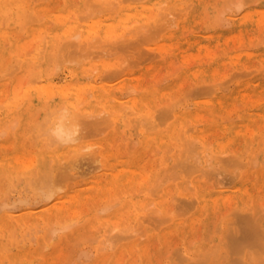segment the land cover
<instances>
[{
  "label": "bare ground",
  "instance_id": "1",
  "mask_svg": "<svg viewBox=\"0 0 264 264\" xmlns=\"http://www.w3.org/2000/svg\"><path fill=\"white\" fill-rule=\"evenodd\" d=\"M210 3L0 0V189L34 196L1 200L0 264H264V78L211 81L251 58L264 77V36L248 39L264 0L231 1L207 33ZM201 79L213 97L191 101ZM65 105L79 144L46 135Z\"/></svg>",
  "mask_w": 264,
  "mask_h": 264
},
{
  "label": "rangeland",
  "instance_id": "2",
  "mask_svg": "<svg viewBox=\"0 0 264 264\" xmlns=\"http://www.w3.org/2000/svg\"><path fill=\"white\" fill-rule=\"evenodd\" d=\"M228 1H233V0H228ZM227 0H211V3H210V5L207 7V9H206V11H207V15H206V17L204 18V22H203V28H204V30H208V27H211V25L212 24H214L215 23V19H216V17L218 16V10H220L221 8H223L224 6H226L227 4H229L230 2H228ZM227 2V3H226ZM222 5V6H221ZM249 4H246L244 7H247ZM216 6H218V7H216ZM216 7V8H215ZM227 15H229V13L227 14ZM226 15V16H227ZM214 22V23H213ZM205 23V24H204ZM204 32H207V33H212V32H214V31H212L210 28H209V30L208 31H204ZM251 36V38H248V39H250L251 41H258L259 40V38H262L263 36H264V34H262V35H260L258 38L257 37H255V33L254 32H250V34H249V37ZM252 36H253V38H252ZM262 36V37H261ZM150 40H153V39H150ZM250 41V42H251ZM256 41V42H257ZM151 42H153V41H149V40H147L145 43H146V45H150L151 44ZM249 42V43H250ZM145 43H144V46H145ZM144 46H142V48L144 49V48H146V47H144ZM256 48V47H255ZM224 51V49L222 48V46H221V44L218 42V44L217 45H215L214 46V49H211V52H213V54H221L222 52ZM208 52H210V51H208ZM207 56H208V53H205L204 55H201L200 54V56L199 57H193L194 59H192V61H193V64H192V66H194V67H197V61L198 62H201V59H199V58H202V59H208L207 58ZM177 60V61H176ZM250 61H251V63L249 64V65H247V64H244V65H242V66H240V67H231L228 71V73H226L229 77H228V79L226 80V78H227V76H226V78H225V76L223 77V76H221L220 78H217V79H215V80H211V81H214V82H216L217 80V82H219V83H223V81H224V83L223 84H218V85H220V86H222V87H224L225 88V93H227V94H231L232 92H234L235 90H236V88H237V83H238V81L239 80H245V81H252V80H255V79H262V78H264L263 76H262V73H261V62L259 61V59H257V58H251L250 59ZM149 62H151V60L150 59H148V60H146L145 62H143V64H147V63H149ZM159 62H160V60H159ZM160 63H163V62H160ZM173 63H175L176 64V67L177 66H179V65H181V60L179 59V58H175L174 60H173ZM178 63V64H177ZM175 64H174V66H175ZM142 65V64H141ZM255 68H257L256 69V71H254V67ZM252 67V68H251ZM161 72H160V76H164V75H167V71H166V69H167V67H165V66H161ZM245 69L247 70V71H245ZM250 69H252L250 72H249V70ZM232 70V71H231ZM236 70V71H235ZM231 72H233V73H231ZM240 72V73H239ZM247 72V73H246ZM237 73H239V74H237ZM253 73V74H252ZM234 74V75H233ZM248 74V75H247ZM251 74V75H250ZM235 75H236V77L238 76V75H240L239 77H238V79L237 78H234L235 77ZM244 75V76H243ZM264 75V74H263ZM233 76V77H232ZM231 77V79H232V82H230L231 80L229 79ZM225 78V79H224ZM121 79V77H115V78H108L107 80H109V81H112V82H117V81H119ZM223 79V80H222ZM219 80H221V81H219ZM226 80V81H225ZM230 80V81H229ZM235 80V81H234ZM211 81L210 80H205V79H201V80H198V81H192L191 82V84L193 85H191V88H192V90H195V91H197L198 90V88H201V87H204V86H207V85H209V83L211 84ZM227 81H229V82H227ZM171 81H168L167 83H170ZM202 82V83H201ZM209 82V83H208ZM225 82L227 83V85L225 84ZM207 83V84H206ZM203 86H202V85ZM231 84V85H230ZM229 85V86H228ZM199 86V87H198ZM229 87V88H228ZM228 90V91H227ZM201 91H197L196 93H194V91H193V93H194V95H192L194 98L191 100V101H200V100H205L206 98L205 97H207V98H212L213 97V93H207V92H203L204 94H202V93H200ZM248 95H250V98H251V100H253V98H256V97H258L259 96V94H257V92H254V90L251 92V93H248ZM239 96H245L244 94L243 95H239ZM239 96H237V97H235V99L233 100L234 102H232V108H234L235 109V107H237L236 105H237V103H239L238 104V107L239 108H236L235 110L233 109V111H228V112H225V114H223V117H226V123H229V122H232V121H234V122H238V121H240L241 120V117H240V111H242V110H244V107H245V105H246V102H245V99H243V98H245V97H239ZM205 98V99H204ZM255 100V99H254ZM236 105H235V104ZM235 106H234V105ZM162 105V104H161ZM232 108L230 109V110H232ZM250 108H252L251 110H253V111H257V109H258V107L257 106H253V107H250ZM235 117V118H234ZM246 143V140H245V138L242 136L241 137V141H240V143H239V146L237 147V148H239V149H241V148H243L244 147V144ZM263 154H264V152H263ZM227 176H229L230 177V175H228L227 174ZM228 177V178H229ZM226 178V177H225ZM227 179V178H226ZM3 182H5V179H2V180H0V185L1 184H4ZM232 183H230L229 182V185H230V187H232L233 186V184H235V182H233V181H231ZM264 186H262L261 187V189L260 190H262L261 192H260V195L261 196H259L257 199H256V201H258V199H259V201L257 202L259 205L257 206V207H260V208H264V188H263ZM16 190V191H15ZM20 190V191H19ZM14 192V193H13ZM20 192V193H19ZM21 192H22V194H21ZM6 193V194H5ZM4 193V190L3 189H0V203H1V200H3V201H7V202H10V203H12V202H14V201H16V199L17 198H21V197H24V196H27V197H30V199L33 197V199H34V196H32V195H27L26 194V192H23V190H21L20 189V187H18V188H15L14 190H12V191H9V192H5ZM16 193V194H15ZM19 193V194H18ZM5 194V195H4ZM21 194V195H20ZM26 194V195H25ZM6 195H9V196H6ZM3 196H6V197H3ZM20 196V197H19ZM1 197L2 198H4V199H1ZM15 197V198H14ZM10 198V199H9ZM13 199V200H12ZM10 200V201H9ZM261 200V201H260ZM2 201V202H3ZM12 201V202H11ZM18 201V200H17ZM233 202V201H232ZM261 203V204H260ZM263 203V204H262ZM236 207V205H234V204H231V206L228 208V210L227 211H229V212H232L233 210L232 209H234ZM232 210V211H231ZM84 246V245H83ZM83 248V247H82ZM81 249V248H80ZM79 250V249H78ZM76 252H74V254H75Z\"/></svg>",
  "mask_w": 264,
  "mask_h": 264
},
{
  "label": "clouds",
  "instance_id": "3",
  "mask_svg": "<svg viewBox=\"0 0 264 264\" xmlns=\"http://www.w3.org/2000/svg\"><path fill=\"white\" fill-rule=\"evenodd\" d=\"M66 129L68 135L71 137L68 143L79 144L81 138V129L78 123L74 121L73 110L68 106H62L57 109L55 113V119L50 120L46 135L51 143L61 146L65 145V139L57 134L58 129ZM95 152V147L90 144H85L79 149L80 157H91Z\"/></svg>",
  "mask_w": 264,
  "mask_h": 264
}]
</instances>
